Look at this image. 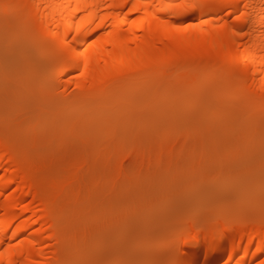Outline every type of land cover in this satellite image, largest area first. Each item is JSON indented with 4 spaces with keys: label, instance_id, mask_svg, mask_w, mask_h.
<instances>
[{
    "label": "bare ground",
    "instance_id": "bare-ground-1",
    "mask_svg": "<svg viewBox=\"0 0 264 264\" xmlns=\"http://www.w3.org/2000/svg\"><path fill=\"white\" fill-rule=\"evenodd\" d=\"M0 33L12 35L11 51L28 70L19 81L17 117L0 123V264L133 260L126 252L134 216L118 211L115 185L100 181L82 188L81 174L75 187L61 185L56 192L55 185L51 190L36 178L35 167L42 163L34 164V156H54L46 161L50 164L59 153H84L83 160L85 155L93 162L88 167L108 169L119 158L139 157L162 142L172 143L170 148L182 144L179 151L173 148L178 155L196 157L203 146L206 152L198 158L208 153L210 158L218 149L230 157L229 140L240 152L245 148L238 137L245 141L244 156L256 145L254 156H263L264 0H0ZM208 139L217 150L209 149ZM248 159L245 166L255 161ZM259 168L252 169L257 172L252 181L246 170L240 181L222 179L218 200L224 202L231 190L251 188L264 174ZM260 189L246 210L231 202L234 209L229 205L220 212L218 204L207 201L212 213L220 212L207 225L198 223L203 209L195 205L187 219L192 228L172 247L169 243L166 256L172 264H264ZM188 204L186 199L180 208L189 209ZM173 205L164 206L160 215L170 218ZM156 254L150 255L156 259Z\"/></svg>",
    "mask_w": 264,
    "mask_h": 264
},
{
    "label": "rangeland",
    "instance_id": "rangeland-1",
    "mask_svg": "<svg viewBox=\"0 0 264 264\" xmlns=\"http://www.w3.org/2000/svg\"><path fill=\"white\" fill-rule=\"evenodd\" d=\"M11 36L12 35H10L9 33H0V123L1 124L2 123L6 124V123L10 122L11 119L17 117L16 114H14V113H16V112L18 113L19 111L18 110L15 111V109H16V107L18 109L22 105V104L20 105V103H22V100L18 97V95L21 94V90H22V84L19 81H20V78H26L28 76V70L25 68V65L19 66L17 64V60H16L17 58L15 57V53L13 51H11V45H9V41H10L9 38ZM33 60H32V62H33ZM35 60H37V58ZM39 74H40V71L37 72L38 77L40 76ZM36 83H37V86H42L43 80L38 79V81ZM18 99H20V101ZM6 104H8L9 107L11 108V109L8 108V109H10L9 114L7 113L8 105H6ZM2 108L7 113V116L4 115V111ZM13 108H14V111H11V110H13ZM12 114H14V115L10 116ZM36 115L37 114L33 113L31 116L35 117ZM1 117H2V120H1ZM7 120H8V122H7ZM27 123H29V122L27 121ZM27 123L24 122V124H22L23 125L22 127H25V125ZM18 134H20V133H18ZM240 138L241 137L237 138V144L239 143L241 145V147L245 146L244 149L243 148L241 149V151L242 150L245 151L246 145H242V142H245V141H243ZM188 139L189 138H187V140ZM184 140H186L185 137H184ZM210 140H209V144L203 143V145H206V146L210 145L211 142H213ZM228 142H229V147L230 148L233 147V149L228 148V150H226L225 147H223V149L226 150L227 152L229 150L232 151L230 154V157L228 155L229 153L226 154L225 151H222L221 149L219 150L218 148H216L217 145H215V144H217V143H215V144H211L209 146V149H211V147H213L214 149L216 148V150L218 149V151H215L212 148L215 153H213V151L211 150L213 156L211 155L210 158L208 157L209 153H208V156H206L204 154L206 156L205 158H203V157L198 158V155H200V153H201V155H203L202 153L206 152L204 149H203L204 152H202V148H205L203 146H202L200 152H198L200 149L199 148L200 145L197 146L198 150L196 151V155H197V152H198V155L196 156L197 157L196 158L195 154H194V156L193 155H189V156L187 155L186 156L185 154L178 155L176 153V151H179V149H181L182 144L181 145L177 144V147L175 145L174 147L170 148L172 143L166 142L167 145H165L162 142V144L159 143V146L155 145L156 147L153 146V148L152 147L148 148L145 151V153L143 152L144 153L143 155L140 154L139 157L137 155L136 157H138V158H136V157L134 158L133 156L131 157L130 155H127L128 157H126V158H124V157L121 159L119 158L118 161L120 160L119 161L120 163L116 162L115 164H117V165H115V167H113L114 166L113 165L111 168L108 167V169L105 167L104 168L105 171H104V169L99 168V167H96V168L95 167H93V168L88 167L93 162H92V159L90 157H89L90 159L88 157L86 158L85 155H84V160H83L82 154H84V153H80V154L79 153L73 154L74 152H72L71 154L68 153L70 156H67V154H66V156H63L64 153H61V155L63 157H60L59 156L60 153H59L57 156H55V157H57V159L53 163H50L52 165L55 163L53 165V168H51L50 164H48V162H46V161H48L49 159L52 161L54 156H52V157L51 156L50 157L49 156L48 157L34 156L32 161L33 160L35 161L36 159H38L37 161L34 162V164L39 165L42 163L39 166H36L33 164L34 167L36 166L35 167L36 173H37L36 178L38 180L40 179L39 181L43 185H46V187H48V186L50 188L52 187L51 190L56 189V192H57V189H59L61 187V185L67 186L68 188L69 187H75L77 184L76 181H78L81 174H83V178L80 179L81 180L80 186L81 187L83 186L84 188L93 187V185L96 183L102 184L101 182H103L102 186L105 184L104 182H108L109 184H111L112 187H113V185H115L114 190H115V192L117 191L115 194L118 193L117 196H119V197L115 196V197H117V199L115 200V206H118V211L120 213L121 212H126V213L128 212L127 214L134 216L133 219H131L129 221L130 224H132V226H130V228H132L131 230H133V232L130 234V235H132V237H130L131 239L129 238L130 244L128 242V248L129 247L130 248L126 252V255L128 256V258L130 257L129 259H131L133 257V260L128 261V263H126V264H130V262H131V264L132 263L135 264L137 262H138L137 264H166L168 261L169 262L167 264H172L170 257L166 256V254H167L166 252L169 250V243H170V246L172 247V244L175 245V242H174L175 240H176V242L179 241L185 235L184 233L187 230H190V228H192V226H189L190 228H188L187 223L189 222V220H187V219H189V217H191L190 215L192 213H190V210L192 208H194L195 205L202 204V207H200V209L201 208L203 209L202 211H199L197 213V215L199 213L202 214L201 216L200 215L197 216L198 217V223L201 224L203 222L202 225H204V224L207 225V223H209L210 220L212 221L214 219L215 214H217L218 211H220V210L222 211V209H225V208H227L229 210V205H230V209H234V208L239 209V207H240L239 210H246L247 208H250L249 205L252 206L251 202L254 201L253 196L256 199L257 198L256 195L259 193V191H257V189L261 188L260 192H261V190L264 189V174L262 173L263 175H261V176H260V174L258 175L260 178L256 177V180L251 182V188L249 186V189L243 188V189H241V191H238L237 189L233 190V191L231 190L232 193L230 192L228 194V196L226 197L227 200L223 199L224 202H222V203L220 200H218L219 199L218 193L224 187L223 185L220 184V181L222 179H223V181H225L228 177V179H227V181H228L231 177L234 179L236 178V180L240 181L241 177L244 176L243 172L245 173V170H246V174H247V175L245 174V176H248L250 179L252 177L251 174H254L257 176V172L255 173V171L260 169L259 168L260 165H261V168L264 167V165L261 164V163H264V159L262 158V157H264V152H263L264 149H262L261 146H263V145L261 143H258L259 149H260V147L262 149V150H259V154L261 155V152H263L262 153L263 156L261 155V157H260L259 155H256V157H257L256 158L254 156V151H255V147L257 145L254 147L253 153L250 150V152H246V154L244 156L245 152H243V151L240 152V149L238 150L239 147L236 148L238 145L236 146L234 144L235 142H232L230 140ZM247 143H250V142H247ZM222 146H223V144H222ZM250 146H251V144L247 148H250ZM173 148L174 149L177 148V150L175 149L176 150L175 151ZM172 149L176 153V156H177L176 158H175V156L174 157L172 156V153H173V155H175V153L173 152ZM235 150L238 151L237 154L239 156L237 154L235 156ZM256 151L258 152L257 149H256ZM256 151H255V153H257ZM219 152H221L222 159L219 158V156H220ZM222 152H224L223 155H226V156H223ZM239 153L243 154V157H244L243 159ZM247 153L248 154L251 153L250 158H253V160H255V161H252V164L250 161V163L248 164L249 166L247 164H246V166L244 165L246 160L249 158V157H247V155H248ZM184 155H185V158H182V156H184ZM180 156L182 159L180 158ZM234 156H235V158H234ZM43 157H45V158H43ZM186 157H188L189 159L187 160ZM216 157H218V158L215 159ZM224 157L225 158L227 157L225 160H228L229 162L224 161ZM250 158L248 160H251ZM82 160L83 161L86 160V161L83 162ZM121 160L123 162H121ZM212 160L215 162L217 160V162L218 161L219 162L215 163ZM222 160H223V162H221ZM239 160H241V161L244 160V162L240 164ZM57 161H58V164L56 163ZM209 161L211 164H209ZM235 161H237L238 163L237 164L230 163V162L234 163ZM81 162H83V163L80 164ZM43 163L46 164V166ZM221 163H225V164H221ZM246 163H248V161ZM259 163H260V165L258 166L257 164H259ZM226 164L229 166V167L227 166L228 168L225 167ZM55 165H56V167H55ZM82 165H84V167ZM222 165H224V167ZM256 165H257L258 169L255 168ZM225 168H226V170H225ZM249 168H251V169H249ZM252 169H254L255 171ZM76 170H78V171H76ZM107 170H108V172H106ZM250 170L254 171V172L251 173ZM82 171L85 174L80 173ZM247 172H250V173H247ZM46 174H47V176H46ZM78 175H80V176L78 177ZM73 176H74V178H73ZM44 177H46V178H44ZM71 178H73V179H71ZM252 180H253V177L251 178V181ZM207 181L209 182L208 184H207ZM73 182L75 184H73ZM203 183H206V184H203ZM100 184H98V185H100ZM244 184H246V183H244ZM106 185H104V186H106ZM204 185H206V186L208 185L207 187L209 189L206 191L203 190L205 188ZM53 186L55 187V189ZM193 187L195 189L196 188L199 189L200 191L198 190V192H197L196 190H192ZM195 191H196V193H194ZM202 191H203V193H201ZM242 191H243V193H242ZM192 192H193V195H192ZM234 192H235L236 196H235ZM120 194L122 195V197H124V199H122ZM229 196H231V197H229ZM240 198H242V200H244V201L241 200V202H238V201H240ZM186 199H189V204L187 205V206H189V209H186L187 207H185L186 205H184V207H185V210H184V208H180V207H182L181 203L183 204V202ZM117 200H118V202H116ZM179 200H184V201L181 202ZM214 200H216V201H214ZM246 200H248L249 202ZM178 201L180 202V206L178 204H176V202L178 203ZM207 201L210 203V205L211 204L215 205V203L218 204V205H216L218 207L215 209H217V210L219 208L220 209L218 211H216V213L215 212L212 213V211H215V210H213L214 208L213 207L211 208L209 205H207L206 206L207 208L209 206V208H208L209 210H207V208L205 207V203ZM213 202H215V203L213 204ZM231 202L235 203V204L237 202V205H234L235 206L234 207V206H232ZM186 203H187V201H186ZM240 203H241V205H242V203H244V207L241 206ZM173 204H175V205H173ZM206 204H208V203H206ZM166 205H168V206H170V205L176 206L177 205V207H175L176 209H174L175 211L171 208V211L172 210L173 211L171 212L172 215L170 218L166 217V216L163 217V215H160V213L163 210L162 208ZM222 205L225 207H223ZM177 208H178V210H180V209L182 210V211L180 210L181 213L183 212L182 214H184V212H185L184 219H183V215L180 213V211L179 212L177 211ZM262 208L264 210V205L261 206V210H262ZM210 209H211V212H208L205 215L206 211H210ZM152 213H154L153 217H152ZM179 213H180V215H178ZM149 215L151 216V220H152V221L149 220V222H151L150 224H149V222L147 223V221H148L147 217ZM176 215H178L179 219H178V217H176ZM204 215H205V217H204ZM208 215H209V217H207ZM173 216H175V217H173ZM192 216H194V215H192ZM211 216L213 217V219H211ZM161 217H162V220L159 219ZM166 218H168V219H166ZM191 218H190V220H191ZM204 218L206 220H204ZM208 218H209V221H208ZM180 219H182L183 221ZM165 220H167V221H165ZM206 221H207V223H206ZM143 224L145 227L143 226ZM135 225H137L139 228H141L142 226L144 228L142 227L141 229H138V227H136ZM136 228L139 231H137ZM161 234H162V236L160 237ZM151 236H153V237L151 238ZM147 239H148V241H147ZM142 243H146L147 245L144 246L145 244H142ZM140 244H142V247L139 249L137 247L141 246ZM170 250H172V248H170ZM140 251H142V252H140ZM139 252L141 254L142 253H144V254L142 256H140L139 260H137L139 257H136V256L140 255V254H137ZM153 252H155V254L157 253L156 259H153V257H151L153 254L150 255ZM133 254H135V255H133ZM125 257L126 256L120 257L122 259H120V260L118 259V261L112 262V264L113 263L116 264L117 262L120 264L123 261H124L123 263H125L126 262ZM124 258H125V260H123Z\"/></svg>",
    "mask_w": 264,
    "mask_h": 264
},
{
    "label": "snow or ice",
    "instance_id": "snow-or-ice-1",
    "mask_svg": "<svg viewBox=\"0 0 264 264\" xmlns=\"http://www.w3.org/2000/svg\"><path fill=\"white\" fill-rule=\"evenodd\" d=\"M5 9H9V8H11V7H13L12 5H8V4H4V5H2Z\"/></svg>",
    "mask_w": 264,
    "mask_h": 264
}]
</instances>
